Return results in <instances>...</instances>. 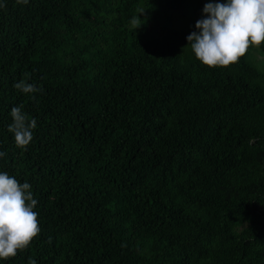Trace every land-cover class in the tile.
<instances>
[{
  "label": "trees",
  "instance_id": "obj_1",
  "mask_svg": "<svg viewBox=\"0 0 264 264\" xmlns=\"http://www.w3.org/2000/svg\"><path fill=\"white\" fill-rule=\"evenodd\" d=\"M205 2L0 0V172L31 185L41 229L0 264H264V44L202 65L183 23Z\"/></svg>",
  "mask_w": 264,
  "mask_h": 264
},
{
  "label": "clouds",
  "instance_id": "obj_2",
  "mask_svg": "<svg viewBox=\"0 0 264 264\" xmlns=\"http://www.w3.org/2000/svg\"><path fill=\"white\" fill-rule=\"evenodd\" d=\"M28 2L17 0V4L26 5ZM203 12L209 15L196 22L199 33L192 32L187 36L188 46L202 65L229 68L238 63L250 48H259L264 44V0L207 3ZM140 21L139 17H135L131 23L138 29ZM14 88L33 100V94L42 91L23 79L15 83ZM22 108V105L12 107L10 115L13 122L9 124L8 131L14 135L15 146L26 150L33 139L37 121L35 118L29 120ZM5 155V152H0V157ZM37 203L28 182L21 183L8 172H0V260L14 258L39 236V214L34 210ZM48 242L51 243V237Z\"/></svg>",
  "mask_w": 264,
  "mask_h": 264
},
{
  "label": "rangeland",
  "instance_id": "obj_3",
  "mask_svg": "<svg viewBox=\"0 0 264 264\" xmlns=\"http://www.w3.org/2000/svg\"><path fill=\"white\" fill-rule=\"evenodd\" d=\"M207 3H213V1L212 0H206L205 4H207ZM205 15H207V14H205ZM183 25L184 26H191V25H196V23H193V24H191V23H183ZM250 57H251L252 61L255 63V65L258 66V68L264 69V63L262 61L261 55L257 51H253L251 53Z\"/></svg>",
  "mask_w": 264,
  "mask_h": 264
}]
</instances>
